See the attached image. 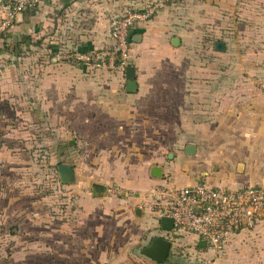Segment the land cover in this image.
<instances>
[{"label": "crops", "instance_id": "crops-1", "mask_svg": "<svg viewBox=\"0 0 264 264\" xmlns=\"http://www.w3.org/2000/svg\"><path fill=\"white\" fill-rule=\"evenodd\" d=\"M117 10L113 0H43L0 36V264H36L47 249L56 263L61 230L69 229L57 208L61 163L75 165L69 185L91 179L81 198L89 213L99 207L134 224L137 235L149 230L151 241L165 234L159 215L167 200L152 196L155 188L264 187V0H177L136 25L135 91L126 72L76 58L109 43ZM217 41L225 50L215 49ZM17 54V61L3 60ZM163 71L179 80L155 79ZM161 112L175 115L168 123L173 148L157 163L141 164L135 141L150 134L153 114ZM61 151L75 158H61ZM155 166L161 177L152 174ZM93 183L105 184L107 194L95 197ZM258 229L264 238V222ZM179 241L167 261L179 256ZM191 247L181 252L193 249L199 260L214 254Z\"/></svg>", "mask_w": 264, "mask_h": 264}, {"label": "rangeland", "instance_id": "rangeland-1", "mask_svg": "<svg viewBox=\"0 0 264 264\" xmlns=\"http://www.w3.org/2000/svg\"><path fill=\"white\" fill-rule=\"evenodd\" d=\"M107 1L109 3L111 0ZM134 1L113 0L114 6H118V12L134 5L132 4ZM137 1L139 3L140 0ZM13 48L12 45L8 48L9 54H12ZM27 55H34V53L30 51ZM16 56L17 58L9 55L7 56L9 58L3 57V60L8 62L9 59L10 62H14L19 60V55L17 54ZM30 61V63L35 62L31 58ZM0 63H3V61H0ZM156 78L166 81L179 80L178 77H173L164 71ZM174 98L178 106V95ZM153 117L154 120L151 123L154 128L150 129V134L141 136L135 141L136 145L140 146V155L143 156L140 163L144 164L145 162L148 166L157 163L159 155H167V152L173 148L172 143L175 139V136H172L168 130V123L171 119L174 120L172 121L173 123H176L175 115L161 112L153 114ZM61 154V158L65 157L69 160H73L75 157L79 159L84 157L83 151L78 150L75 157L74 155L68 157L63 151H61ZM84 166L81 168L82 172H84ZM89 170L85 171L87 172L85 176H88ZM48 179H51V171L48 173ZM85 179H87L86 183L83 180L78 182L79 187L63 185L59 180L57 207L59 222L61 226L68 224L69 229L67 231L61 230L60 247L58 253L54 251L53 254L56 262L54 264H160L143 253V248L150 244L152 232L150 233L149 230L144 229L137 235L136 232L132 231L135 228L134 224L129 227L126 225L128 221L119 222L115 220L112 213L108 216L107 214H102L99 207L93 209V213L88 212L81 202L83 190L87 192L91 189V179L89 177ZM45 187L48 189V186ZM190 236L189 234H181L180 238H178V240L180 239L179 253L181 255H171L170 260L163 264H261L260 258L264 255V238L258 228L233 238L224 253H209V258H204L203 260L195 259L196 257L191 258L197 253L193 249L192 252L187 254H185L186 252H181V250L183 251L186 248V245L195 247L194 237ZM51 258V250L47 249V251L38 256L36 264H52Z\"/></svg>", "mask_w": 264, "mask_h": 264}, {"label": "built area", "instance_id": "built-area-1", "mask_svg": "<svg viewBox=\"0 0 264 264\" xmlns=\"http://www.w3.org/2000/svg\"><path fill=\"white\" fill-rule=\"evenodd\" d=\"M42 1L0 0V36L14 27L19 13L39 7ZM176 1L140 0L126 7L110 19L109 43L79 53L76 58L94 69L124 73L131 65V30L151 21ZM260 89L264 92V80ZM152 196L167 200L160 211V219L170 217L174 220L173 229L164 230V237L174 243L181 234H189L194 237L196 248L202 251L210 249L222 254L233 238L254 231L264 222V187L260 185L225 188L198 183L178 189L155 188ZM200 241H205V248L199 246Z\"/></svg>", "mask_w": 264, "mask_h": 264}, {"label": "water", "instance_id": "water-1", "mask_svg": "<svg viewBox=\"0 0 264 264\" xmlns=\"http://www.w3.org/2000/svg\"><path fill=\"white\" fill-rule=\"evenodd\" d=\"M23 15V13H19L17 16V21ZM178 40V38H175ZM215 49L218 51L225 50V43L223 41H217L215 44ZM126 76L128 78V90L135 91L137 89V81L135 79V67L133 65H129L126 70ZM195 146L188 145L187 152L194 153ZM171 156V155H170ZM59 174H60V181L63 185L73 184L76 179V172H75V165L73 163H61L59 165ZM152 174L155 177H161L162 167L155 166L152 170ZM108 187L102 183H93L92 184V192L95 197L104 196L107 194ZM161 227L164 230H171L174 227V220L170 217H162L160 219ZM179 237V235H176ZM199 246L205 248L206 243L205 241H200ZM172 249V241L168 240L164 237H154L151 243L144 248V253L148 256L152 257L153 259L157 260L160 263L166 262L169 258L170 252Z\"/></svg>", "mask_w": 264, "mask_h": 264}]
</instances>
